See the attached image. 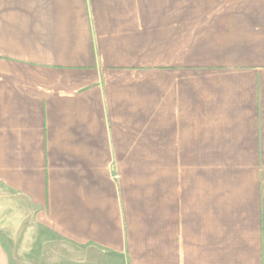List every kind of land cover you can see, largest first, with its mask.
Instances as JSON below:
<instances>
[{"label":"crops","instance_id":"1","mask_svg":"<svg viewBox=\"0 0 264 264\" xmlns=\"http://www.w3.org/2000/svg\"><path fill=\"white\" fill-rule=\"evenodd\" d=\"M0 264H264V0H0Z\"/></svg>","mask_w":264,"mask_h":264}]
</instances>
